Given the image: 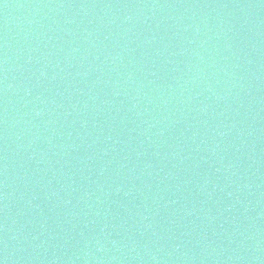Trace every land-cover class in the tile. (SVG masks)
Segmentation results:
<instances>
[{"label":"water","instance_id":"obj_1","mask_svg":"<svg viewBox=\"0 0 264 264\" xmlns=\"http://www.w3.org/2000/svg\"><path fill=\"white\" fill-rule=\"evenodd\" d=\"M3 264H264V0H0Z\"/></svg>","mask_w":264,"mask_h":264},{"label":"snow or ice","instance_id":"obj_2","mask_svg":"<svg viewBox=\"0 0 264 264\" xmlns=\"http://www.w3.org/2000/svg\"><path fill=\"white\" fill-rule=\"evenodd\" d=\"M0 264H3V261H0Z\"/></svg>","mask_w":264,"mask_h":264}]
</instances>
